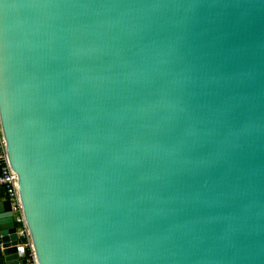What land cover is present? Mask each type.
<instances>
[{
  "label": "water",
  "instance_id": "obj_1",
  "mask_svg": "<svg viewBox=\"0 0 264 264\" xmlns=\"http://www.w3.org/2000/svg\"><path fill=\"white\" fill-rule=\"evenodd\" d=\"M0 128L37 264H264V0H0Z\"/></svg>",
  "mask_w": 264,
  "mask_h": 264
},
{
  "label": "built area",
  "instance_id": "obj_2",
  "mask_svg": "<svg viewBox=\"0 0 264 264\" xmlns=\"http://www.w3.org/2000/svg\"><path fill=\"white\" fill-rule=\"evenodd\" d=\"M0 187L4 188L7 198L11 204V210L14 214L15 222L18 225V234L24 237V244L29 247L31 252L29 254V263L37 264L30 240L29 231L26 228L24 215L22 210V204L18 191V177L17 174L11 169L6 152L5 143L2 137L0 128Z\"/></svg>",
  "mask_w": 264,
  "mask_h": 264
}]
</instances>
